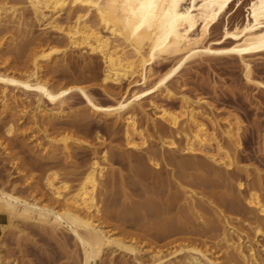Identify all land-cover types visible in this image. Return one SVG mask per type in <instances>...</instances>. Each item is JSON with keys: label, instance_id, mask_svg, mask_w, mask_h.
<instances>
[{"label": "bare ground", "instance_id": "1", "mask_svg": "<svg viewBox=\"0 0 264 264\" xmlns=\"http://www.w3.org/2000/svg\"><path fill=\"white\" fill-rule=\"evenodd\" d=\"M241 1L25 0L24 4L9 5L0 0V55L20 53L25 58L18 66L16 63H0V122H4V133L7 135L5 138L2 134L4 140L1 139L0 148L16 170L21 167L18 169L17 160H23L22 147H27L31 157L29 161L34 165H44L46 162L53 164L62 160L71 169L74 151L78 148L70 145L72 137L64 135L66 137L61 139L59 136L60 140L54 136V131L90 127L93 120L98 119L105 121L111 133L118 124H123L127 150L147 148L150 144L152 135H145L140 118L146 120L145 129L148 131L149 127L158 130L157 121L169 123L174 136L185 137L183 153L189 157L201 154L206 162L210 161L208 165H203L199 158L196 160L197 157L187 160L184 156L175 161L172 156L177 153L178 145L173 133L167 138L170 142L164 141L163 135L159 136V150L165 147L170 150L172 160L169 164L176 166L179 178L200 188V193L198 195L193 188L184 186V182L179 183L178 180L176 185L182 189L184 204L172 215L169 213L170 208H160L159 202L158 205L153 203L151 197L148 199L150 202H143L144 205H138V202L137 205L131 202V205L128 202V205L122 206L117 218L121 222L123 219L129 221L128 218L135 221L137 230L133 233L129 229L120 230L119 226L106 223L109 215L105 211L103 214L101 206L95 202L97 190L102 197L110 188L126 196L127 181L118 175L117 169L105 163L108 161L107 156L114 152L113 148H99L100 145L97 147L98 144L89 143L92 159L76 192H70L71 186L61 180L57 173L41 177V180H45L47 191L40 190V198L30 194V199L19 196L15 190L0 188V226L14 228L15 223L22 222L53 232L65 226L81 248L82 261L77 262L79 264H98V260L108 253L129 255L133 264H264V246L256 240L259 234L264 239V178L261 172L251 176L248 169L238 165L241 122L229 114L237 123L227 120L221 127V121L206 99H193L173 91L175 78L181 73L187 72L193 65H197L200 70H214L215 63L241 66L245 84L264 91V83L254 78L253 68L254 58H264V0H250L246 21L232 28L228 20L222 27L221 37L212 38L213 31L221 25L225 16L232 17L240 11ZM233 5H237L234 12ZM25 10H30L43 31L48 32L32 35V25L24 18ZM66 13L68 20H62V15ZM19 37L22 40H18ZM54 41L64 45V48L53 49L47 54L35 51V47ZM75 53L82 61L80 65L73 57ZM93 55L99 57L104 66L97 85L108 93L118 90L120 94L113 106H100L83 86L55 91L52 79L58 73H70L72 68L85 79L98 81L92 75ZM173 62L175 64L168 71L157 77L156 67L162 68L165 63ZM74 93L83 99L85 108L69 115L65 113V101ZM158 97L179 101V112L184 121L180 122V116L157 105ZM147 100L149 102L146 104ZM150 111H154L153 116ZM29 131L41 133L47 141L46 145L39 141L41 137L36 139L35 145L27 143ZM218 133L220 139L216 137ZM14 135L19 145H22L17 150L23 156L14 151L17 145L15 142L14 148V141L10 139ZM96 140L100 141L99 138ZM79 141L75 143L81 146L85 144ZM211 142H214V146ZM154 144L150 145L151 149L156 146ZM153 155L152 158L149 155L150 161L158 167L160 163L152 160L156 156ZM131 157L128 156L127 165H130L132 177L129 175L128 179L132 180L129 183L137 184L141 175L139 178L137 176L145 168ZM193 166L194 169L198 166L199 171L195 169L196 173H188ZM233 170L246 173V182L240 179L235 181L232 177L234 172H231ZM70 171L65 173L72 176L76 172ZM35 187L32 188L33 192L37 189ZM246 189L249 190L248 196L241 198ZM208 194L216 200L213 197L206 199L210 196ZM242 199L246 202L245 211L253 217L233 218L229 215L241 212V205L244 204ZM206 211L208 215H204ZM228 211L230 213L227 214ZM251 231H254L253 236ZM2 250L0 248V264H8L5 262L7 258L4 260L5 257H2Z\"/></svg>", "mask_w": 264, "mask_h": 264}, {"label": "rangeland", "instance_id": "2", "mask_svg": "<svg viewBox=\"0 0 264 264\" xmlns=\"http://www.w3.org/2000/svg\"><path fill=\"white\" fill-rule=\"evenodd\" d=\"M1 1L6 2L9 5H16V4L18 5L22 3L24 4L25 0H22V1L21 0H1ZM241 2H242V5L240 7V11L236 13L235 15H233L232 17H230V15L225 16L221 22V25L213 31V34H212L213 39H218L221 37L222 27L226 23H228V20H229V25L232 28L235 27L237 24H242L246 21V19L248 18V14H249L248 9H249L250 0H242ZM232 8H234L233 10L234 12L237 8V5H233ZM23 13L25 14V15L23 14L25 16L24 18L27 19L25 20L29 22L30 25H32V35L38 36V35H41V33L48 32L47 30L43 31L42 25L35 21V19L32 16V12L30 10H25ZM67 18H68L67 13L65 15H62V20H68ZM49 34L51 35V33ZM51 37L53 36L51 35ZM13 38L16 39V37H13ZM18 40H22V38L19 37ZM62 48H64V45L58 44L56 41H54L52 43H49V44L47 43L37 48L35 47L36 50L34 48L33 50H35L38 54L40 53L47 54L53 49H62ZM18 55L20 58L17 57ZM22 57H23V54H20V53H16V54L15 53H11V54L5 53L3 55H0V63L1 62H9V63H14V64L16 63L18 66L19 64L22 63V61L25 60V58L24 57L22 58ZM57 57L59 56H53L52 58H57ZM73 57L75 58L77 63L80 65L82 61L79 55L75 53L73 54ZM93 57L94 58L92 60V63L94 67V70H93L94 72L92 73V75L95 78H98L99 79L98 81H89L85 79L84 76L76 73L75 68H72L71 72L68 73L69 75L67 73H65V75L64 73H58L56 77L52 79V83L55 82L54 84L55 91L71 88L74 86H83L87 88L89 94L91 95V97L97 104L103 107L113 106L116 104V101L120 98V94H118L119 93L118 90L110 91L111 93L112 92L113 93L111 94L109 92L110 93L109 94L108 92L104 91L100 86L97 85L102 76L104 66L99 57H97L96 55H93ZM174 64L175 62L165 63L162 68L156 67V71L158 72L157 77H160L164 72L168 71ZM213 64L214 63H212L211 65ZM215 64L218 66L213 65L215 66V69L210 70V71L207 69L200 70L197 68V65H193L192 67L189 68V70H187V72H183L177 78H175L173 91L177 94H185L193 99H197V98L206 99L208 103H210V105L215 110L218 116L217 117L218 120L221 121L220 122L221 127H224L225 123L228 121L237 123V120L234 119L233 117H230L229 114H233L234 116H236V118H238V120L241 122V125H242V130L240 134V141H241L240 144L241 145L238 151V162H239L238 165L239 167H244L248 169L249 174L251 176H254L256 172H259V173L261 172L260 174L264 178V148H263L264 147V91L257 90L255 87H251L245 84V81L243 79V70L241 66L237 64H234V65L228 64V66L225 64L222 65L219 63H215ZM253 68H254V78L264 83V58H259V57L254 58ZM73 72H75V75ZM16 76L19 77L20 75L19 76L16 75ZM18 94L22 95L21 92H19ZM31 98L33 99L34 97L32 96ZM148 102L149 101L147 100L146 104ZM156 103L157 105L168 110L169 112L177 116H180L179 117L181 119V120L179 119L180 122L184 121V119H182L181 114H180L181 103L179 101H169L163 97H158L156 99ZM47 107L51 108V106L49 105ZM64 107H65V113L69 115L71 113L75 114L76 112H81L85 108V102L77 93H74L70 95L69 97H67V101H65ZM153 114H154V111H150V115L153 116ZM93 121L94 122L90 124V127L82 126V127L69 128V130L68 129H58L54 131V136L56 138L60 139L61 137V139H63L66 136L72 137V140H69L70 145H72L75 148H78L76 149V151H74L75 152L74 154L76 156L74 155L75 157L73 160L74 163L72 166H70L71 169L73 170H71L70 168H67L63 163L64 161L62 160L54 162L53 164L52 162L51 164H49L50 162L49 163L46 162L44 165L40 163L42 166H40V164H35L36 165L35 167V165L30 162L31 157H30V153H28L29 151L27 150V147L25 149L24 147L20 148V150L24 153V156H23L22 155L23 153L19 152L20 150H17L18 149L17 147H21L22 145L21 144L19 145L20 142L18 141L17 138L16 139L18 142L16 141L15 135H14V138L11 136L10 139L14 141L12 142V146H14L15 148V146L17 145L14 151H18L20 154L22 153L21 155L23 156V157L21 156L23 160L22 159L17 160L18 165H19L18 169L20 166L22 167V165L24 164V160L27 161L25 163H27V165H29L30 168L24 164L25 166L23 165L24 167H22V169L20 167L19 170H16L15 167L12 166V163L8 161L9 159H7V156H5L6 154L4 153V150L0 148V188H4L7 191L15 190V192L19 196H22V197L32 198V196H35V197L37 196V198L38 197L40 198L39 191L40 190H43V192L47 191V188L45 187V184H44L45 180L44 179L41 180V177L44 178L46 174L57 173L58 177H60L61 180L66 181L71 186L70 192L74 193L76 192L75 190H78L80 188L79 187L81 186L80 183L82 182L84 178L83 173L86 172L87 165L90 163V160L92 159V156H91L92 151H90L91 147L89 144L91 143L92 145L98 144L97 147L100 145L99 148H103V146L104 147L109 146L113 148L114 152L112 153L114 155L112 153H111L112 156L111 154H109V156H107L108 161L106 160L107 162L105 163L108 165L109 164L112 165V167L115 170L117 169L116 171L118 175H120V177H125L123 179L125 182L127 181L126 182L127 184L125 187L126 189L125 190L126 196L124 195L125 197L122 195V193L121 195L119 194L121 191H118L117 189L112 190L109 187L111 190L110 189L107 190L105 194L106 197L100 196L97 190V194H96L97 197L95 199V202H97L101 206L100 208L102 210V213L105 214L106 212L107 216L109 215L108 216L109 219H107L106 223L110 225L114 224L115 226H119L120 230L126 228V230L129 229L128 230L129 232L134 231L133 233H135L137 230L135 226L136 224L134 223L135 221L132 220L133 221L132 222L131 219L129 218H128L129 221L123 219L124 221H126L125 223L124 221L121 222V220L117 218L118 212H121L122 210V206L128 205V202L130 204L131 202H133L132 204H134L135 202V205H137L138 203H139L138 205H144V203L145 204L147 203L146 201L150 202L148 199L151 197L150 200L152 201L154 200L153 203L156 202V204L158 205V202H159V207L161 206L160 208L162 207L163 208L165 207V209L170 208L169 210L171 212L169 213L172 215L173 213L176 214L175 211H178L180 206H183L184 204L183 195L181 192L182 189L176 185V182L178 180H179L178 181L179 183L184 182L183 183L184 186L193 188L192 190L196 191V193L198 192V195H199L200 188H197L195 185L189 184L187 180L185 181L184 179H180L179 178L180 176L178 174V169H176V166L169 164V163H171L170 160H172L174 157H175L174 158L175 161L181 160V159H178V158H183L181 156H184L185 157L184 159H187V160L189 159L195 160L194 158L197 157L196 160L199 158L200 160L199 159L198 160L200 164L202 162L203 165L210 161L206 162V158L203 155L201 156V154H196L195 155L196 157L189 154L190 155L189 157L187 156L188 154L186 155L185 153H183L182 149H184L186 146L185 137L183 135L174 136L172 127L169 123L157 121V123H159L157 125L158 130L149 127L150 129L148 131L147 129H145L147 127L146 120L144 118H140V123L144 125L142 128H144L145 135L146 134L152 135L151 138L149 137L151 140L149 141L150 144L148 143L149 148L147 147L149 150L146 147L145 148L141 147L140 149L131 148L127 150L124 145L125 136H124L123 124H118L115 127L116 129H114V131L112 132L113 134H112L111 132H108L107 125L104 120L98 119V121L97 120H93ZM0 128H1L0 130H2L0 131V135H1L0 141H1V139L4 140V137L5 138L7 137V135H5L4 133L5 132L4 122H0ZM171 133H173V136L175 138L174 140L177 141L176 143L178 145L177 146L178 151L177 153H174V156H172V159H170L172 154L170 153L169 149L166 150L165 149L166 147H165L164 149L160 151L158 147V143L160 142L159 136L163 135L162 137H164L165 139L164 141L170 142L171 140L167 138H170L169 135ZM2 134L4 137L2 136ZM27 135H28L27 137H29L28 139L29 141L27 143H31L35 145L36 139L37 138L39 139L40 137H41L39 140L40 142L44 143V145H46L47 143V141L43 139V136L41 135V133L36 134V132L33 133L32 131L31 132L29 131L27 132ZM216 137L220 139L219 133L216 134ZM97 138H99L100 141L96 140ZM76 141H79V142L84 141L85 144L84 145L82 144L83 146H81L80 144L75 143ZM15 142H16V145H15ZM151 142L153 144L155 143L154 145H156L154 148L152 147L153 149H151V146H150L152 144ZM86 143L89 145H87ZM211 145L214 146V142H211ZM25 150H27L26 154H25ZM116 150H118V152H116ZM152 150H154L155 152L153 153ZM115 153H117L118 155ZM153 154H155L156 156H155V159H152V160H155L156 162L160 163L158 167L153 166L154 162L151 163L152 161H150L149 157L151 155H152L151 158L154 157ZM129 155L130 157L132 156L131 159L133 161L135 160V162H138L139 165L141 166L144 165L143 166V168H145L144 172L139 173V175L137 176V178H139V176L141 175L140 179L138 180L139 183L141 184L139 183L134 184L135 182L129 183V182H132V180L129 181L128 179V177L130 176L132 177L130 165H127L129 164L128 162ZM161 155L162 156L164 155V157H161ZM219 157H222V156L219 155ZM161 158H163V160H161ZM203 160L205 162H203ZM32 165H33V168H32ZM73 166L78 167V168L75 169ZM197 167L195 168L196 170L198 169ZM192 168L193 169H190L188 173H193V172L196 173L194 166ZM199 169L201 170L202 168H200L199 166ZM22 170H25V171H22ZM27 170H29V172ZM70 170L72 172L76 171L75 174H73L72 176L71 175L69 176V174L65 173ZM231 172L233 173L234 170ZM234 173L232 177L234 178V180L236 179L235 181H237V179H240L243 181V183L246 182V178H247L246 173H236V172ZM235 176L237 178H235ZM166 182L169 184H167ZM159 183L161 185H159ZM34 187L37 189H35L33 192ZM156 188L158 191L156 190ZM248 191L249 190L247 189L243 191V194H242L243 196L241 195L242 196L241 198L247 197ZM113 193H115V196ZM212 197L213 196L210 195L206 199L208 198L210 199ZM213 198L216 200L215 197ZM129 200H132V201H129ZM136 202L138 203L136 204ZM242 202H244V199H242ZM119 203H122V204H119ZM245 204L246 202H244V204L241 205L243 206L241 207V212L230 213L228 211L227 214L230 213L229 215H231L233 218H235V216L236 217L239 216L241 218L242 217L247 218L248 216L253 217L252 215H248V213L245 211V206H246ZM105 208H108V209H105ZM205 214L208 215L209 212L206 211L204 215ZM110 219H113V220H110ZM17 223H15L14 228H10V227L3 228L2 226H0V241L4 238L3 239L4 241L2 240L3 242H0V248L2 250V248L5 245L7 246V247H4L5 249L3 248L2 250V254H3L2 257H5L4 260L7 258L5 262H7L8 264H79L80 263L79 261H82L81 248H79L76 245L75 240L70 235L71 233L69 229L66 228L65 226L61 227L63 229L53 232L52 230L48 228L43 229L40 226L36 227V225L27 224V223L24 224L22 222H17ZM6 228L7 229L9 228V229L6 230ZM251 234L253 236L254 231H251ZM1 235L3 236L1 237ZM256 240L259 242V245L264 246V242H263L264 239L262 235L259 234L256 237ZM109 254L110 253H108L107 256L102 259L100 258L101 260L100 259L98 260V264H103V263L104 264H133V260L129 258V255H126L127 256L126 257L124 256V254L123 255L120 254L118 256L113 255V254H110L109 256Z\"/></svg>", "mask_w": 264, "mask_h": 264}]
</instances>
